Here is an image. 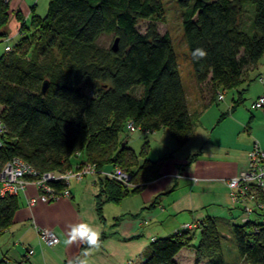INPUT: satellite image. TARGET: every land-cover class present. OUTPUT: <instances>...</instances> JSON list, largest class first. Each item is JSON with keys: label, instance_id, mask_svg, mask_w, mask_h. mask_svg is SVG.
Returning a JSON list of instances; mask_svg holds the SVG:
<instances>
[{"label": "trees", "instance_id": "1", "mask_svg": "<svg viewBox=\"0 0 264 264\" xmlns=\"http://www.w3.org/2000/svg\"><path fill=\"white\" fill-rule=\"evenodd\" d=\"M176 2L202 107L223 101L230 91L237 94L233 109L240 107L247 91L239 89L243 75L264 57V0ZM8 8L5 2L0 6V30L8 24ZM163 16L162 0H49L46 16L22 22L21 39L0 58V106L9 131L5 158L20 157L41 172L85 161L97 170L119 167L130 176L133 187L96 178L102 223L105 205H118L159 179L170 157L153 161L147 158L148 142L139 153L121 142L122 132L132 133L129 123L144 135L166 129L179 148L194 136L197 116L190 111L173 40L158 30ZM140 21L149 22L144 33ZM109 35L118 39L117 52L97 45ZM197 48L207 55L193 59ZM18 207V196L1 200L0 236ZM218 223L205 219L196 246V232L154 240L142 264H179L176 256L190 247L205 264H225ZM231 232L241 260L264 264V224H233ZM88 248L84 244L82 250Z\"/></svg>", "mask_w": 264, "mask_h": 264}, {"label": "crops", "instance_id": "2", "mask_svg": "<svg viewBox=\"0 0 264 264\" xmlns=\"http://www.w3.org/2000/svg\"><path fill=\"white\" fill-rule=\"evenodd\" d=\"M5 1L0 0V6ZM48 1L8 0L9 21L17 26L19 34L21 23H30L38 16L39 4ZM3 34L8 35L7 29L0 30L2 41L5 40ZM4 54L5 50L0 58ZM261 75H264V57L257 66L246 70L240 88L245 86L243 89L251 90L252 81L257 82ZM189 87L190 111L197 116L193 138L179 148L166 129L149 135L161 148L151 154L148 142L147 158L156 161L170 157L164 162L159 179L114 205L115 209H111L110 204L105 205L104 214L112 215L113 226L109 228L107 219L102 223L97 215L98 187L92 177L80 184L72 182L70 198L49 203L37 201L35 205L28 202L38 197L39 192L29 185L18 195L19 207L13 222L0 236V261L18 263L31 250L28 264H70L77 259L86 260L87 264H142L154 240L176 234L183 225L203 223L208 217L218 221L233 220L238 209L224 181L248 168L247 158L254 140L259 141L264 150V108H252L264 94V86L253 87L248 106H245V98L244 103L234 109L233 100L237 94L228 98L225 92L223 101L216 100L203 108L194 79ZM130 142L128 145L133 148ZM80 223L89 224L105 236L98 247L82 250L85 243L67 242L70 226ZM36 227L53 230L59 243L47 246L38 236ZM185 249L175 258L179 264H184L181 258Z\"/></svg>", "mask_w": 264, "mask_h": 264}, {"label": "built area", "instance_id": "3", "mask_svg": "<svg viewBox=\"0 0 264 264\" xmlns=\"http://www.w3.org/2000/svg\"><path fill=\"white\" fill-rule=\"evenodd\" d=\"M8 0L5 1L7 3ZM7 43L10 38L5 39ZM13 50L11 45L5 47V53ZM258 82L264 86V75L258 78ZM223 94L219 95V100H223ZM253 109L264 108V94L261 95L252 106ZM129 130L134 133L137 128L129 123ZM9 131L2 118V107L0 106V203L2 199L12 196H18L29 185L37 188L39 195L29 200L30 205H35L37 201L49 203L59 198H70V186L72 182L80 184L85 178L103 177L115 180L128 187H133L130 176L119 167L112 169L97 170L89 162L80 161L72 169L55 170L41 172L27 163L20 157L5 158L4 139ZM80 157V154H76ZM248 168L238 176L224 181L230 191V198L236 209L241 211L239 216L241 224L256 220L264 224V150L259 141L254 140L251 150L248 154ZM183 178V176H179ZM196 182L197 180L194 179ZM62 183L63 189L58 190L54 185ZM203 223L183 225L176 234L198 230L201 232ZM36 231L40 239L49 247H54L59 243L55 232L51 229H39ZM257 232V229L255 230ZM32 251H28L26 258L14 264H28V259ZM77 260L70 264H75Z\"/></svg>", "mask_w": 264, "mask_h": 264}, {"label": "rangeland", "instance_id": "4", "mask_svg": "<svg viewBox=\"0 0 264 264\" xmlns=\"http://www.w3.org/2000/svg\"><path fill=\"white\" fill-rule=\"evenodd\" d=\"M163 6H164V16L162 19H160L157 22L158 30L160 34H169L173 40L175 52L177 54L178 63L180 66L181 76L183 84L186 88V91L188 92L189 85L193 82V70L189 58V51L187 48V45L185 43L184 37H183V29H182V12L179 8L176 0H162ZM48 3L39 4L38 13L37 15L40 17H45L48 10ZM10 15V14H9ZM148 21H140L138 23V29L144 33L146 31V28L148 26ZM7 29L8 35L10 37V42L7 43L6 40H0V54L4 53L5 47L7 45H11L12 47L18 43V41L21 39V35L19 34L17 30V26L10 23L8 20V24L4 27ZM9 29H11V32L9 33ZM97 45L104 49V50H110L114 45V39L112 35L109 36H102ZM260 85L259 83L252 81L251 90H248L245 93V106H248L250 103L252 97H253V87H256ZM245 88V86L241 87V89ZM235 91L228 92V98H232L233 95H235ZM145 136V137H144ZM141 137H144L141 139ZM121 142L127 140L132 144L131 146L136 150V152H140L143 145L146 142H150V150L151 154H155L157 151L160 150V146L156 144L153 138H150L149 135H144L142 132H134L130 133L129 131L125 130L120 135ZM173 143H175V140H171ZM112 207L111 209H115V204H110ZM236 216L233 220L228 219H222L219 220L218 223V229L221 236L222 241V257L225 262V264H246L245 261L241 260L237 255V249L235 246V242L233 239V235L231 232V227L233 224H241V220L239 216L241 215V211L238 209L235 211ZM107 215H104V218L107 219V226L110 228L111 225H114V220L110 216V213L107 212ZM195 231V230H194ZM194 233V232H191ZM199 241V232L196 233V236L192 242L193 246H196ZM182 262L184 264H205V260H199L196 251L193 247L185 249V252L183 253V256L181 258Z\"/></svg>", "mask_w": 264, "mask_h": 264}, {"label": "clouds", "instance_id": "5", "mask_svg": "<svg viewBox=\"0 0 264 264\" xmlns=\"http://www.w3.org/2000/svg\"><path fill=\"white\" fill-rule=\"evenodd\" d=\"M207 55L206 51L202 48H197L193 53V59H202ZM102 233L93 228L89 224H74L70 226L68 232V243L80 241L85 243L89 248L98 247L101 243ZM75 264H87L86 260L77 259Z\"/></svg>", "mask_w": 264, "mask_h": 264}, {"label": "water", "instance_id": "6", "mask_svg": "<svg viewBox=\"0 0 264 264\" xmlns=\"http://www.w3.org/2000/svg\"><path fill=\"white\" fill-rule=\"evenodd\" d=\"M117 45H118V39L115 40L114 45L112 47V50L114 52H117V50H118V46ZM47 89H48V82L46 81L42 85V93H46ZM122 146H124V144Z\"/></svg>", "mask_w": 264, "mask_h": 264}]
</instances>
